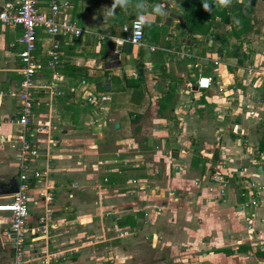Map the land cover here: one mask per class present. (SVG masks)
I'll return each mask as SVG.
<instances>
[{
    "label": "rangeland",
    "instance_id": "obj_1",
    "mask_svg": "<svg viewBox=\"0 0 264 264\" xmlns=\"http://www.w3.org/2000/svg\"><path fill=\"white\" fill-rule=\"evenodd\" d=\"M94 2L95 4L91 5V9L87 8L85 10L80 7H74V9L69 11L72 22L77 27L86 31L85 33L83 32L79 37L68 36L61 39L60 51L61 53H64L65 51L66 56L70 57V61H72L75 55H81L83 57V55L86 53H90L93 57H95V59L99 60V55L93 53L91 50L94 44L97 45L100 41L102 45H105L108 40V33H112L111 35L114 38L124 37L125 33L121 30V27H123V24L128 26L130 20L138 15V10L135 8L137 3L145 4L146 9L144 11V15L146 16L151 14L153 6L158 4H162L164 6L165 12L167 13L165 16H155V21L153 23L144 26L143 42L145 44L152 43L158 47L161 45H169V47L177 49L180 45V38H189L190 40H194L195 45H192L188 48L193 55H199L205 51L210 52V50L214 49L206 45L204 41L205 34H207L213 40V37L219 39L218 35H228L230 33L223 29L221 30V21H219V18L216 20L215 17H212L214 15L213 12H206L202 9V3L204 2L203 0H132V4L128 9L118 7L114 15H109L112 0H94ZM0 3H2V1H0ZM243 3L244 6L251 9L250 0H243ZM235 5L241 6L240 4ZM260 6V2H257L254 10L260 11ZM39 10L45 12V6H42L41 8L39 7ZM239 19H241V21L243 20V22L246 21V19L243 17H240ZM51 39L52 38L49 35L44 33L40 35L37 34V43L39 42L41 44L42 49L50 43ZM134 48V55L136 54V57L140 58L141 61L144 59H151L152 61H157L156 59H160L163 63L165 62L168 67L172 61H176L181 65H187L188 63L192 64L193 61L198 60V58L183 60L178 59L175 53H161L159 51L149 52L147 46H142L139 48L134 46ZM118 51L119 54H121V46L118 47ZM222 55H224V50ZM38 58L41 60L45 59L43 50L38 53ZM199 64L204 65L206 63L199 61ZM185 65L184 67H186ZM187 69L190 70L187 74H189V79L191 80L190 82L193 83L196 74L195 69ZM48 71V69H43L41 72L46 73ZM215 78L216 85L214 91L212 89H208L202 90V92H207L205 96H207V94L209 96L210 93L213 92V94L220 98V103L219 99L217 98V100L214 102L215 104L213 105L221 106V103H223V101H221L222 94L217 88L219 86L224 87L227 80L219 79L220 77H218L216 73ZM133 82L137 84L140 82V80ZM59 89H61L60 85ZM208 91H210V93H208ZM108 92L112 97V104L118 106V104H115L113 101L120 102L122 98L121 94L112 88V84H110V89ZM148 92L146 97L143 98V109L140 111L141 113H139L137 121L140 128L139 130L135 129L134 133L131 134L134 137V144L132 145L133 147H131L133 151L132 153H138L141 155L139 157H135L130 156L132 154L128 153L126 155L129 156L126 158L125 163H123V156L125 155H123L124 152H120L123 151V148H125L124 142H122V145H120L110 141L109 143H105L103 145L100 144L97 148L98 152L108 151L114 152L115 154V156L110 155L105 158L107 165L118 169L117 173H113L116 175L115 185H113L107 191L102 190L100 192L96 190L97 192H95V188H93L94 183L92 182L97 181V177L100 178L101 172L93 171L94 169H92V167L94 165L102 166V164H98L96 155L92 156L91 154H87L85 156L78 157L75 155V153L68 151V149H70V147H68L66 150H64V148L61 149V157H49L48 155L47 160H45V163H48V165H46L47 168L51 169L52 171L50 173V179L54 181L55 189L53 192L55 194L53 199L56 198L57 200L60 196L63 201L66 199L67 202L69 200L73 202L81 201V203H84L83 206L78 207L73 205L74 210L71 209L70 211V209H68L67 213L64 215L65 218H70V222H67L69 227L66 228V235H73L74 237L72 238L75 240L77 238L80 239L79 241H76L80 248H84L86 246L87 248H95V251L98 254H104L105 251H103V249H106V251L110 253L113 252V250L116 251V247H124L129 252L132 260H135L140 264L147 261L155 262V259H158L159 257H165V249L169 242L164 241L165 244L162 246L160 245V241H151L149 236L150 232L159 234V238H157V240H160L161 234L165 236H168L169 234L170 240L177 244L176 248L178 249L176 251V257L178 258L184 257L188 254L190 255L192 249H190L189 244L192 245L195 241L199 240L208 242L210 247L223 245L234 246L236 245L235 241L238 239L240 240L238 233L242 231H245L249 235L246 240H250V242L254 243V247L256 249L259 247L258 250H260V247H263V242L259 240L261 236V230L258 228L259 226L263 227L264 225V211L260 213L262 215L261 217L257 213L254 214V210L252 211L250 208L258 206L264 200L261 201L259 197H255L254 199L257 200V204L255 206H248L244 211H241L240 204L247 200V197L240 194V186L242 187L244 182L238 184L236 182L234 173V170H240L242 168H246V174L247 172L256 173L258 170L257 165L260 163L257 161L258 157H255L253 162H251L250 160H252V158L247 159V155L245 154V149H249V151H246L248 155H252L251 152H254L251 151L252 143H250L247 139L245 140L244 135L242 134H239V140L236 146L231 145L230 143H224L221 141V139H217L218 137H215L211 130L205 132V135H194V140L191 138V134L187 136L184 135L186 136L185 139L184 136H180L182 134H178L176 132L177 130H180V128H174V126H178L177 124L174 126L166 125L167 129L165 132H156L155 134L151 130V126H153V124L150 122V119L153 117V115H155L154 110L156 106H149L151 102L150 98H153V93L150 90ZM48 96L49 95H47V93H42L37 99L38 106L33 108L34 118L40 120L42 125V133L38 135L43 134V138L48 139L51 137L52 139L56 140H59L61 137H63L64 139H68L67 143H63L64 145L67 144L68 146L77 145L75 140H86L89 138V134L85 131L86 127L84 126L81 128H75L67 123L66 127H64V125L58 123V121H54L52 118L53 111L49 112V109L53 108L55 104H57V107H62L65 106L66 103L64 100H61L60 95L54 97L53 99L51 96ZM211 96L214 97V95ZM178 97V94L173 95L172 98L174 99H171L172 102L170 103L172 106L174 104H178ZM48 98L49 102H47ZM153 100L156 99L153 98ZM184 102L185 101H182L184 108L191 107L189 104L184 105ZM179 106H181V104ZM101 107L100 113L107 116L109 113V108L106 110L103 109V106ZM127 112L128 110L125 109L123 110L122 115L119 116L120 121H118L120 122V127L118 131L120 135L121 133L127 132L128 128L130 127V122L128 119L129 116L126 114ZM169 112V110H165L163 114H168ZM208 117V119L213 118L211 115ZM62 119L63 116L59 115V122H61ZM81 120L82 119H78V123L81 122ZM45 121L48 122V125H45ZM210 123L211 122H209V125ZM225 125L226 121H222V123H220V126L224 127ZM59 128H61V130H66V128H69L73 129L74 131L73 133L68 132L65 135H62V133L60 134L58 131H56ZM104 137H107L106 134H104ZM104 140L107 141V138H104ZM112 140H114V138ZM88 142H90V140L87 141L86 145H80L78 150L80 152L83 151L87 153L89 151L87 149V144H89ZM58 145L59 141H57L54 146L49 145L48 149L50 150L48 152L53 153L54 150L59 148ZM200 149L201 151H206L209 156L212 155L211 152H213L214 149L222 150V153L228 152L227 154H224L221 159H219L222 161L225 169L231 170L230 173L232 176H234V178L227 177L228 190H226L221 200H209L205 194L198 196L197 191L192 188V183L190 181V177L193 175L188 173L187 176L189 178H185L187 169H183L182 171L185 175L175 174L169 169L170 175L167 176L165 166L162 168V162L166 161L168 165V160L165 159L167 154L165 153V156L163 150L164 152L169 151L171 158L173 156L177 158L179 151V156L186 160V163L188 162L189 164L191 156L190 154L195 150L199 153L198 150ZM239 152V159H236V154ZM253 154L256 156L255 152ZM205 160L209 161L208 159ZM215 160L217 161V158ZM262 160H264V158ZM138 161H141V163ZM55 165L58 167L55 168ZM39 166L42 167L43 165ZM120 167H122V169ZM155 171H158V173L155 174ZM190 171L194 172L191 169ZM3 173L4 175L0 174L1 182L4 184H9L10 182L14 181V175L10 174L11 172L9 170ZM113 174H110L109 178H111ZM250 176L252 177V175ZM137 177L140 179L147 178V184L149 186L147 189L151 188L150 182L151 184L152 182L154 183L155 178H157L158 180L155 182V184L159 189H162L161 192L165 189V187H168L170 189L168 191L172 192V195L168 197H166L164 194L163 196H157L156 194L153 195L151 192H147L144 196L142 193L139 195L130 196L127 191L133 189V184L128 181ZM242 178L244 179L245 177ZM72 180L78 182L77 189L73 191L72 197L75 196L74 200L67 198L66 194L65 196L63 195L64 192H67L68 186ZM229 186L233 188L231 195H233L234 200H230V193H228ZM101 188L103 187L101 186ZM8 194L9 193L0 195V201L7 199L9 197ZM238 196L241 197V201L239 202H237ZM138 200H143L145 203H142L144 204L142 207L146 205L148 206L144 207L146 215L142 217L139 216L140 218H137V224L134 226L135 231L133 233L122 237H117L118 232L123 230V228L117 226V221H123L128 214L141 212V205L138 204ZM222 200H224V202ZM220 202L222 204H220ZM159 204L165 205L164 210L158 211L157 209H153L155 207L152 205ZM85 209H87L93 215H97L99 217L95 218V225L93 227L89 226L90 224L86 225L83 220H80L81 223L83 222V225H79L77 221L75 222V220H72L73 218L76 219V216H81ZM247 215L249 216V220L246 219ZM3 219L4 216H0V220ZM106 237L108 239H106ZM0 241L7 242L1 233ZM7 244L9 246L8 242ZM179 246H181L183 249H181ZM156 248H159V253L157 254H155ZM114 253H111L112 255L110 254L112 256L111 261L115 260L116 255ZM1 256L4 257L5 261L8 259L6 252H4V255ZM105 257H107V255Z\"/></svg>",
    "mask_w": 264,
    "mask_h": 264
},
{
    "label": "crops",
    "instance_id": "obj_2",
    "mask_svg": "<svg viewBox=\"0 0 264 264\" xmlns=\"http://www.w3.org/2000/svg\"><path fill=\"white\" fill-rule=\"evenodd\" d=\"M5 1V0H0ZM11 1V0H10ZM70 2V1H69ZM257 2H260V11L254 10L256 7ZM95 4L94 0H75L70 3V6L67 8V11L71 9H74V7H80L82 9H91V5ZM109 4V3H108ZM235 4H240L241 6H236ZM251 9L244 6L243 0H232L231 4L227 7H224L228 14V23L225 24L223 22H220L221 24V30H225L226 32L230 31V28L232 31L228 34H221L217 37L219 39H216V37H213V40L208 37L206 38V34L204 36V41L208 47L214 48L210 50V52L218 51L219 57L221 58L220 61L224 64L218 65L216 68L211 63H206L204 65H201V71H203L204 74H210L213 75V88H211L214 91V87L216 85V78L214 72L220 77L219 79L227 80L226 85L232 84L233 87H237L240 89H243L244 95L240 98H237L235 96L232 97V100L230 102L225 101L223 98L221 101V106L213 105L214 102L217 100V96L213 94V92L210 93V95L205 96L207 92H202V90H195L193 91L192 88V82L189 79V71L187 68L190 67L189 63L185 65L179 64L176 61H172V63L169 65V67L163 63L160 59H156L157 61H152L151 59L147 60H140V58L136 57V54L134 55L135 48L133 46H130L128 44L121 45L122 52L119 54L118 47L113 45V36L112 33H108L107 35V42L105 45H102V43L99 41L97 45L94 44L93 48L91 49L93 53L99 55L100 59H95L90 53H86L79 56H74L72 61H70V57H67L64 53L60 54V65L55 67L53 70L48 69L49 71L46 73H42V76H48L53 71L57 72L60 77L61 81L59 85L61 86L62 94L60 95L61 100H64L66 103L65 106H58L55 104V106L51 109H49V112L53 111L52 118L54 121H58V123L64 125L66 127V124L69 123L72 127L78 128V127H86V132L89 134L87 149L89 150L86 152H80L79 146L80 145H86V140H75V143L77 145L75 146H68L67 143L68 139H64L61 137L59 140L58 149L54 150L52 152H48L50 149H48L49 144L47 143L46 138H43V134L38 135L42 132H36V134L31 137L33 141H40L41 143V153L42 156L40 157L42 165H48V163H45L44 153H47V155L53 156H59L61 157V149L64 148L66 150L68 147V151L71 153H75L76 156L82 157L87 154H91L92 156L96 155V159L98 160V164H102V166L94 165L92 169L93 171H99L101 172L100 178L97 177V181H93L94 183L93 188H95V192L102 191V190H108L113 185H115L116 179H114L113 184L110 186L106 184L108 182V178L110 174H115L118 172V169L107 165L106 159L108 156L113 155L115 156L114 152H98L97 148L100 144L109 143L112 141V143H118L122 145V142L125 143V148H123L120 153H123V160L125 163L126 158L129 155L126 154H132L130 156L139 157L141 154L138 153H132L131 147L134 144L133 140V134L135 130V126H138V122L133 123L132 119L134 115H139L141 113L140 111L143 109V98L146 97L147 92L150 90L153 95L152 97L156 100H153V98H150L151 102L150 105H156L157 100L162 97L167 90V87H174L172 94H178V104H172L169 103V110L170 112L168 114H163L162 116H159L156 107L154 110L153 117H151L150 122L153 124L151 126V130L156 134L163 133L166 131L167 126H174L178 125L177 127L174 126V128H180V130L176 131L178 134H182L180 136L184 135H190L191 138L194 140V135H205L204 133L211 130L213 132V135L215 137H218L217 139H221L224 143H230L231 145L236 146L238 143V136L239 134L244 135V139L248 140L250 143H252L251 152L252 155H248L246 151H249L245 149V154L247 155V159L252 158L250 160L253 162V159L255 157H258V160L260 163L258 166L264 162L262 160L264 158V150L259 151L257 149V142L264 141V0H250ZM44 7L47 11V5L44 3V0H39V3L37 4V8ZM45 11V12H46ZM70 14V13H69ZM71 17V14H70ZM180 18L179 16H177ZM240 17H243L246 19V21L243 22ZM216 20H218V17H215ZM220 21V20H219ZM1 23V22H0ZM122 30V29H121ZM240 31V32H239ZM38 35L42 34L40 32L37 33ZM20 35V28L18 26H9V25H2L0 26V88L6 90L7 88L15 87L17 86L18 80H19V74L18 70L20 67V63L17 59V52L21 48V44L18 42V37ZM99 35V34H97ZM201 37V36H200ZM199 37V39H200ZM120 38V37H115ZM100 39V38H99ZM215 41V42H214ZM179 47L181 46H192L194 44V40H190L189 38H180ZM150 45L156 46L155 44L150 43ZM159 47L169 48V45H161ZM178 47V48H179ZM36 49L39 52L44 50V48H41V44L38 42ZM116 50V51H115ZM224 50V55L223 54ZM159 51L161 53H167L163 50H154L152 52ZM203 54V53H202ZM199 54V55H202ZM159 55V54H158ZM62 56V57H61ZM183 60V59H182ZM78 66L82 68V71H84L83 77L79 76H69L65 72H61V70L65 69V66ZM246 65H251L253 67V70L247 71L245 69ZM138 67V68H137ZM137 68V69H136ZM141 68V74H138V69ZM47 69V68H46ZM190 69V68H189ZM136 70L137 77L141 76V80L139 83H134L133 81H137V77H132L131 72H134ZM216 70V71H215ZM161 73V74H160ZM192 74V73H191ZM195 79V77H194ZM80 80H84L86 82L85 85L80 84ZM183 80V81H182ZM106 83L108 90L110 89V84H112V88L119 92L122 96L121 101H113L115 104H118V106H115L112 104V97L110 96V104L108 107L103 106V109L108 110L109 113L107 116L100 115L101 117V124L100 126H93L91 125L90 121V111L93 110V107L89 105L88 103L85 104L83 101L84 98L83 95V89L88 91H93L94 93H99L102 91H105V87H102V84ZM165 85V86H164ZM228 87V86H227ZM107 90V92H108ZM109 93V92H108ZM150 93V92H148ZM42 93H36L35 98L36 100L39 98V96ZM110 95V94H109ZM134 95V96H133ZM211 95H214L211 96ZM50 97V96H48ZM56 96H51L53 99ZM174 99V98H172ZM219 103H220V98ZM182 101L184 102V105L191 106L184 108ZM47 102H49V98L47 99ZM244 102V103H243ZM38 103V101H37ZM181 104V106H179ZM17 102L16 99L10 96H5L1 98L0 103V115H10L14 114L16 111ZM38 106V104H37ZM246 109H253L256 112V116H251L247 114ZM134 107V108H131ZM168 108V109H169ZM127 109L128 112V119L130 122V127L128 128L127 132L119 134V127H120V120L119 116L122 115L123 110ZM167 109V110H168ZM56 111V113H55ZM138 112V113H135ZM63 116V119L61 122H59L58 117L59 115ZM68 114V115H67ZM209 115L213 116L212 119H208ZM44 117V115H43ZM60 119V118H59ZM65 119V120H64ZM78 119H82L81 122L78 123ZM34 122L36 121V124L40 123V120H37L33 117ZM86 120V121H85ZM119 120V121H118ZM222 121H226V125L220 126V123ZM87 122V123H86ZM209 122L210 125H209ZM117 123L118 127L115 128L113 125ZM55 125V124H54ZM57 125V123H56ZM107 125V126H106ZM209 125V126H207ZM139 126L138 129L139 130ZM11 128L9 126H6L5 124H0V130L2 131H8ZM232 129H235L232 130ZM77 130V129H75ZM60 134L65 135L68 132L73 133V129L66 128V130H61V128L57 129ZM104 134H106L107 137H104ZM163 135V134H159ZM186 136L185 139H186ZM112 137V138H111ZM104 138H107V141L104 140ZM114 138V140H112ZM147 139V138H146ZM190 139V138H189ZM257 139V140H256ZM178 140V137H177ZM192 141V140H191ZM253 141V142H252ZM179 142V141H178ZM46 148V149H43ZM216 149V148H215ZM213 152L216 153V157L218 159V153L219 150H215ZM198 151H201L198 150ZM204 152V150H202ZM211 152V151H210ZM200 153V152H199ZM206 153V151H205ZM212 153V152H211ZM226 154L228 152H225ZM207 156H209L208 153H206ZM185 155V153H184ZM191 155V154H190ZM188 155V156H190ZM235 155V154H234ZM200 156L204 158L203 155ZM240 152L236 154V159H239ZM178 157V156H177ZM212 157V155H211ZM101 158V159H99ZM179 158V157H178ZM176 158V162L179 166L182 167V169L186 170L185 178H187V174L193 175L190 177V181L195 178L198 174H204L208 171V167L206 165L207 160L204 162V171L200 172L197 169H191L189 167L188 162L186 163V160L182 159L180 157L179 159ZM207 159V157L205 158ZM212 160H215L211 158ZM210 160V161H212ZM182 161V163H181ZM141 163V161H138ZM166 161L162 162V168L165 166V169L167 171V176L170 175L169 166L167 165ZM169 164V163H168ZM58 167L55 165V168ZM123 167V166H122ZM122 167H120L122 169ZM179 168L178 172L182 170ZM193 170L194 172L190 171ZM10 171L12 175L15 174V164L12 159L7 157L6 152L0 151V174L4 175L3 172ZM227 170V169H226ZM51 171V169H50ZM246 168H242L240 170H234L236 182L242 183L243 188L240 186V194L245 193V188L251 180H255L259 183L264 184V174L262 172H247L246 174ZM260 171V169H259ZM52 172V171H51ZM231 170H227V177L234 178L232 174L230 173ZM155 174L158 173V171L154 172ZM174 173H177L174 172ZM7 174V173H6ZM112 177L116 178V175ZM252 175V177L250 176ZM226 177V179H227ZM242 177H245L244 179ZM248 177V178H247ZM103 178H106V181H103ZM189 178V177H188ZM138 179V177L136 178ZM140 179V178H139ZM127 180V179H126ZM125 180V181H126ZM147 180V178H145ZM158 179L155 178V182ZM148 181V180H147ZM153 181V180H152ZM150 182V181H149ZM155 182L151 184V188L142 191V195L144 196L145 193L156 194L157 196H163L166 195L164 190L161 192L162 189L155 190L153 185H156ZM2 185H5L4 187L0 188V195H4L8 188L5 189L6 184L1 182ZM101 186L103 188H101ZM97 188V189H96ZM168 188V187H165ZM196 191H198L197 195L202 196L203 190H198L194 187H192ZM5 189V190H4ZM169 189V188H168ZM202 189V187L200 188ZM57 190V189H56ZM97 190V191H96ZM228 190V187H227ZM233 188L229 186V192L230 193V200L233 199V195H231ZM146 191V192H145ZM94 192V191H93ZM94 192V193H95ZM32 193V191H31ZM29 194L30 197H33L32 194ZM158 193V194H157ZM66 192L63 193L65 196ZM139 195V194H138ZM148 195V194H147ZM246 195V194H244ZM75 197V196H74ZM74 197L70 198L71 200H74ZM229 197V195H228ZM247 197V196H246ZM205 198V196H204ZM264 200L261 199V201ZM224 202V200H222ZM221 201V202H222ZM69 201L65 199L64 201L62 198H59L56 200L55 198V204L53 205L54 208V217L53 222L55 225L51 229L49 235L47 236V239L40 240L39 244L42 245L45 243L46 248L49 251L53 250H70L73 249V252L71 254L67 253L61 258H58L57 260L52 261L50 264H140L139 262L132 260V257H130L129 252L124 247H116V251L113 250V252H107L106 249L103 251L104 254H98L95 251V248H80V246L77 245L76 241L80 239H74L73 235L67 236L66 235V228H68L67 222H70V218H65L64 215L67 213L68 209H73L75 206H83L84 203H81V201ZM220 202V204H222ZM239 202V201H237ZM236 202V203H237ZM143 200H138V204L141 205V207L145 204ZM159 203V202H158ZM74 205V206H73ZM73 206V207H72ZM32 209V208H31ZM254 214H259L261 217L262 211H264V201H262L258 206L250 208ZM142 213V212H141ZM0 216H2L0 214ZM3 217V216H2ZM99 218L97 215H93L91 212H89L87 209L83 211V214L81 216H76V219L83 220L86 225H89L93 227L95 225V218ZM33 217L30 216L28 218V222H33ZM73 218L72 220H76ZM67 220V221H66ZM79 220V222H80ZM2 220H0L1 222ZM74 222V221H73ZM76 222V221H75ZM74 222V223H75ZM79 225H83V223H78ZM1 225V224H0ZM84 229V228H82ZM88 229V228H87ZM125 229V228H123ZM261 230V236L259 240L263 242V247H260V250H264V225L263 227L258 228ZM135 231V229H134ZM1 232V227H0ZM71 233V232H70ZM88 233V232H87ZM65 234V235H64ZM158 234V233H157ZM240 240H236L234 246H214L210 247L208 242L205 241H195L192 245L189 244L190 249H192L190 255H186L184 257L178 258L176 257V251L178 248L177 244L173 243V241L170 240V235L165 236L161 234L160 240H157V242H161L160 245H164V241L169 242L165 249V257H159L158 259H155V262L147 261L142 264H264V256L257 255V251H259V247L256 249L254 247V243L250 242V240H246V238L249 236L245 231H242L238 233ZM104 238V237H103ZM159 238V234H158ZM106 239H108L106 237ZM105 239V240H106ZM222 239V238H221ZM258 244V243H257ZM6 245V246H5ZM239 245L244 248V250L236 251V246ZM79 248H78V247ZM160 246V247H162ZM181 249H183L181 246H179ZM0 264H9L10 262V249L7 244V242L0 241ZM179 248V249H180ZM227 248L231 249L232 253L227 254L223 251H218L219 249ZM252 249V250H250ZM182 251V250H180ZM4 252L8 255V259L5 261L4 257L1 255H4ZM115 252V253H114ZM114 253L116 255L115 260L111 261L112 254ZM159 253V248H156L155 254ZM26 254L30 255L28 252V248L26 250ZM111 254V255H110ZM107 255V257H105ZM142 257V256H140ZM138 258V257H137ZM4 260V261H3ZM31 264H43L41 260H33Z\"/></svg>",
    "mask_w": 264,
    "mask_h": 264
},
{
    "label": "built area",
    "instance_id": "obj_3",
    "mask_svg": "<svg viewBox=\"0 0 264 264\" xmlns=\"http://www.w3.org/2000/svg\"><path fill=\"white\" fill-rule=\"evenodd\" d=\"M38 3L39 0H5L1 3L3 9L0 12V22L4 25L18 26L20 28L18 42L21 44V48L16 54L20 63L17 86L16 88L11 87L6 90L0 88V103L1 98L5 96L15 98L17 102L14 114L8 116L0 115V124H5L11 128L8 131L0 130V151L6 152L7 157L12 159L15 164L14 181L10 182L9 186L15 185L16 191L9 193L7 199L0 201V214L4 216V219L0 222V233L9 243V264H31L33 260H41L43 264H50L52 261L66 255V253L71 254L74 250L73 248L67 251H49L45 243L39 244L40 240L47 239V236L55 225L53 222V205L55 204V198L53 199L55 194L53 192L55 189L54 181L50 179V169L46 165L39 166L42 165L40 160L42 156L40 141H33L29 138L33 137L36 132H42L41 122L36 124V121L34 122L33 120V108L38 104L35 94L38 92L47 93L49 96L62 94L61 89H59L60 75L53 71L48 76H42L41 71L46 68L53 70L60 65L62 38L68 36L79 37L86 31L77 27L72 22L70 14L67 11V8L70 6L69 0H44V3L47 5L46 12H42L37 8ZM136 19L137 16L133 17L128 26L123 24L121 29L125 35L122 38H113L112 42L114 46H121L116 41L123 39L125 42L122 45L128 44L138 48L147 46L149 52L163 50L167 53H175L178 59L198 58V60L189 64V68H194L196 72L192 86L196 87V91L213 88V75L204 74L201 71L202 68L199 61L211 63L214 68L220 64H224L220 61L218 51H205L202 55H193L188 46H181L176 49L173 47L164 48L145 44L143 42L144 27L141 30L140 38H135ZM38 32L49 35L52 38L43 50L44 60L38 58L36 49ZM208 37L206 34V38ZM245 69L251 71L253 67L246 65ZM131 76L137 77V72H131ZM80 84L85 85L86 82L80 80ZM103 86L106 90L99 93L83 89V93L85 94L82 98L93 107V110L90 111V121L91 125L95 127L101 124V106L108 107L110 102V95L107 92L108 86L106 83H103ZM227 86H219L217 88L221 92L222 98L227 102H230L233 96L236 99H240L245 94L243 89L233 87L232 84ZM246 107L247 114L251 116L257 115L253 109H246ZM45 125H48L47 121H45ZM232 130L235 131V129ZM46 140L51 146H54L57 142L51 137ZM221 151L219 150L217 161H210L211 156H207L205 152L199 151L201 155L207 157L209 160L206 163L208 171L204 174H198L191 180L192 187L203 190V194L209 200L214 201L221 200L227 190V179L225 177L227 170L220 160L226 153H222ZM163 153L165 156L167 154L165 159L168 160L171 172H178L179 168L182 167L176 162V157L171 158L169 151L164 152L163 150ZM179 154L178 151V157L180 158ZM43 156L47 160V153H44ZM49 157H52V155L50 154ZM103 181H106V178H103ZM128 182L133 184V189L127 191L130 196L138 195L149 187L145 179L132 178ZM77 186L78 182L72 180L66 192L67 198L73 196V191L77 189ZM153 187L154 189L156 188L155 190L159 189L156 185H153ZM201 187L202 189H200ZM168 190L170 189H164L166 197L172 195V192ZM30 193L33 197L29 196ZM245 194L247 200L240 204L241 211H244L248 206H255L257 204V200L254 199L255 197H259L260 200L264 198V184L251 180L245 188ZM152 206L155 207L153 209H157L158 211L165 208L164 204ZM144 207L140 208L141 212L144 211ZM144 215H146V211L142 212V216ZM30 216L33 217L32 223L28 222ZM246 219L249 220L248 215ZM79 220L76 219L75 221L81 223ZM133 232L134 227L123 229L118 232L117 237L129 235ZM149 236L151 241H157L158 235L155 232H150ZM27 248L29 254L31 252L30 255L26 254Z\"/></svg>",
    "mask_w": 264,
    "mask_h": 264
},
{
    "label": "trees",
    "instance_id": "obj_4",
    "mask_svg": "<svg viewBox=\"0 0 264 264\" xmlns=\"http://www.w3.org/2000/svg\"><path fill=\"white\" fill-rule=\"evenodd\" d=\"M69 1H70V3H72V1H75V0H69ZM207 2L211 5V8H212L211 12H213V14H214L212 17L213 18L214 17H218L221 22L227 24L228 23V14H227L226 9L224 7H221V6H217L216 3H215V0H207ZM231 31H232V29L230 28L229 32H231ZM61 72H65L69 76H79V75H81L80 77H83L82 75H84V71H82L81 67L73 66V65L65 66V69L61 70ZM140 78H141V76L137 77L138 80H141ZM173 88H174L173 86L172 87H167L166 93L157 100V102H156V105H157L156 111H157L159 116H162L163 112L169 108V103L172 102L171 99L173 97V94H172ZM168 110H171V109L169 108ZM138 117H139L138 114L134 115V117L132 119V122L136 123L138 121ZM135 129H138V126H135ZM257 149L259 151H263L264 150V141H260L259 140L257 142ZM173 157H175V156H173ZM215 157H216V153L212 152V157L211 158L215 159ZM205 161H206L205 158H202L199 155V153L195 150V151H193L191 153L190 160H189V167L191 169H194V170L197 169L200 172H203L204 168H205V166H204V162ZM181 163H182V161H181ZM258 168L260 169V171L258 169L256 172H262L264 174V163H261L258 166ZM182 171H183V169L180 172H177L175 174L185 175V174H183L184 172H182ZM225 177H227V173H226ZM114 179H115L114 177L108 178V182L106 184L111 186L113 184ZM0 185H2L1 181H0ZM4 186L5 185L1 186L0 188H2ZM6 186L7 187H5V189L9 187V184H6ZM0 191H1V189H0ZM244 194H243V196H246ZM238 201H241V197H239V196H238ZM72 210H74V209H72ZM139 216L142 217V213L141 212H136L135 214L134 213L133 214H128V215H126V217H125V219L123 221H120V220L117 221V226L121 227V228H125V229L134 227L137 224V218H140ZM235 249H236L237 252L240 251V250H244V248L239 246V245H237ZM218 251H223V252H225L227 254L232 253V250L231 249H227V248H222V249H219ZM257 255L264 256V250L257 251Z\"/></svg>",
    "mask_w": 264,
    "mask_h": 264
},
{
    "label": "clouds",
    "instance_id": "obj_5",
    "mask_svg": "<svg viewBox=\"0 0 264 264\" xmlns=\"http://www.w3.org/2000/svg\"><path fill=\"white\" fill-rule=\"evenodd\" d=\"M232 0H215L217 6L227 7L231 4ZM132 4V0H112L109 15H114L116 9L123 8L128 9L129 6ZM202 7L206 12H211L212 8L211 5L204 0L202 3ZM135 8L138 10V15L136 19V31H135V38L139 39L141 36V30L145 25H149L155 21V16H165L167 13L165 12L164 6L162 4H158L153 6L152 13L149 15H144V11L146 6L144 3H137ZM118 44H123L125 41L123 39L116 41Z\"/></svg>",
    "mask_w": 264,
    "mask_h": 264
},
{
    "label": "water",
    "instance_id": "obj_6",
    "mask_svg": "<svg viewBox=\"0 0 264 264\" xmlns=\"http://www.w3.org/2000/svg\"><path fill=\"white\" fill-rule=\"evenodd\" d=\"M2 9H3V6H2V4L0 3V12L2 11ZM138 74H141V68H139L138 69ZM193 91H195L196 90V87L195 86H192V88H191ZM114 127L115 128H117L118 127V124L117 123H115L114 124ZM16 191V186L15 185H11V186H9V188L5 191V192H3V193H12V192H15Z\"/></svg>",
    "mask_w": 264,
    "mask_h": 264
}]
</instances>
